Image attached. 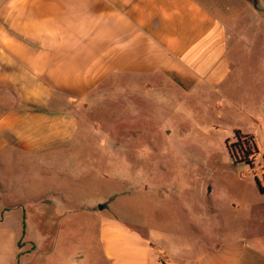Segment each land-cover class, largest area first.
Returning <instances> with one entry per match:
<instances>
[{"label": "rangeland", "instance_id": "rangeland-1", "mask_svg": "<svg viewBox=\"0 0 264 264\" xmlns=\"http://www.w3.org/2000/svg\"><path fill=\"white\" fill-rule=\"evenodd\" d=\"M210 5L230 28L235 11L249 21L234 27L245 40L244 70L229 91L180 94L158 73L114 74L70 139L13 146L10 162H0L11 184L0 186V204L9 199L20 220V257L117 264L104 219L133 238L165 230L219 245L246 236L264 252V70L255 51L264 46V0Z\"/></svg>", "mask_w": 264, "mask_h": 264}, {"label": "crops", "instance_id": "crops-1", "mask_svg": "<svg viewBox=\"0 0 264 264\" xmlns=\"http://www.w3.org/2000/svg\"><path fill=\"white\" fill-rule=\"evenodd\" d=\"M216 2L221 0H5L0 162H10L13 146L70 139L89 98L114 74L138 80L158 73L180 94L229 91L244 70L245 40L234 27L245 20L235 11L230 28L210 5ZM255 51L264 70V46ZM8 178L0 175V186L11 185ZM20 229L6 199L0 204V264H33L31 252L19 256ZM101 233L111 255L117 251V264H264V252L246 236L219 245L165 230L133 238L105 219Z\"/></svg>", "mask_w": 264, "mask_h": 264}, {"label": "trees", "instance_id": "trees-1", "mask_svg": "<svg viewBox=\"0 0 264 264\" xmlns=\"http://www.w3.org/2000/svg\"><path fill=\"white\" fill-rule=\"evenodd\" d=\"M237 137H238V140H241V135H240V131L238 130L237 131ZM247 141V140H246ZM251 141H252V139H251ZM248 142V141H247ZM247 142H241V143H239V145H240V147L242 148V149H244L245 148V144H243V143H247ZM254 148H255V143H254ZM246 149V148H245ZM247 152H248V150H247ZM261 192H264V188H261Z\"/></svg>", "mask_w": 264, "mask_h": 264}, {"label": "water", "instance_id": "water-1", "mask_svg": "<svg viewBox=\"0 0 264 264\" xmlns=\"http://www.w3.org/2000/svg\"><path fill=\"white\" fill-rule=\"evenodd\" d=\"M255 1H256V0H255ZM103 207H104V205H103V206L101 205V207H100V208H103Z\"/></svg>", "mask_w": 264, "mask_h": 264}]
</instances>
